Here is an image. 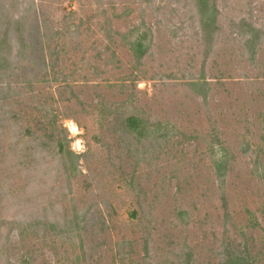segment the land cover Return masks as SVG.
Instances as JSON below:
<instances>
[{"label": "rangeland", "instance_id": "1", "mask_svg": "<svg viewBox=\"0 0 264 264\" xmlns=\"http://www.w3.org/2000/svg\"><path fill=\"white\" fill-rule=\"evenodd\" d=\"M0 264H264V0H0Z\"/></svg>", "mask_w": 264, "mask_h": 264}]
</instances>
